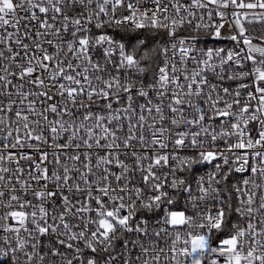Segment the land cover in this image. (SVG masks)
<instances>
[{"label":"snow or ice","instance_id":"6c2138e0","mask_svg":"<svg viewBox=\"0 0 264 264\" xmlns=\"http://www.w3.org/2000/svg\"><path fill=\"white\" fill-rule=\"evenodd\" d=\"M0 264H264V0H0Z\"/></svg>","mask_w":264,"mask_h":264},{"label":"built area","instance_id":"2783aa9c","mask_svg":"<svg viewBox=\"0 0 264 264\" xmlns=\"http://www.w3.org/2000/svg\"><path fill=\"white\" fill-rule=\"evenodd\" d=\"M209 46H211V42H209Z\"/></svg>","mask_w":264,"mask_h":264}]
</instances>
